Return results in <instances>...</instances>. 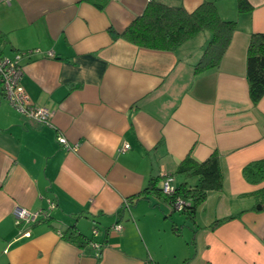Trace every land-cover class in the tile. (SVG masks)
Listing matches in <instances>:
<instances>
[{
    "label": "crops",
    "instance_id": "crops-1",
    "mask_svg": "<svg viewBox=\"0 0 264 264\" xmlns=\"http://www.w3.org/2000/svg\"><path fill=\"white\" fill-rule=\"evenodd\" d=\"M150 1L191 12L207 0L0 1V54L43 52L22 59L21 83L52 110L51 124H38L0 92V264H264V209L253 195L264 181L242 175L264 158V96L254 104L246 78L264 0H247L243 11L237 0H208L236 24L219 66L199 74L208 32L174 50L118 35ZM213 150L222 188L193 218L175 216L162 197L136 195L151 177L162 186L188 154L204 160ZM47 199L50 217L19 236L14 205L37 210Z\"/></svg>",
    "mask_w": 264,
    "mask_h": 264
},
{
    "label": "trees",
    "instance_id": "trees-1",
    "mask_svg": "<svg viewBox=\"0 0 264 264\" xmlns=\"http://www.w3.org/2000/svg\"><path fill=\"white\" fill-rule=\"evenodd\" d=\"M237 5L238 11L249 8L247 0H237ZM235 24V20L221 18L213 1H203L191 12L179 5L171 6L150 1L143 12L118 35L140 47L174 50L200 32H208L210 37L194 66V73L199 74L219 66L230 43ZM246 78L250 99L257 104L264 96V32H253L250 35L246 50ZM170 175L182 176V180L175 185L171 195L165 194L162 186L158 185L159 177H151L147 185L136 195L154 194L162 197L172 211L177 210L174 207L175 200L181 198L186 204L177 211L193 218L208 193L222 188L220 154L213 150L204 160H197L188 154ZM242 175L246 181L254 184L264 181V158L245 164ZM253 195L259 204V210L264 209V188L257 190ZM222 221L223 219L216 220L211 227H216ZM66 233H69L66 235L70 238L74 231L66 230Z\"/></svg>",
    "mask_w": 264,
    "mask_h": 264
},
{
    "label": "built area",
    "instance_id": "built-area-1",
    "mask_svg": "<svg viewBox=\"0 0 264 264\" xmlns=\"http://www.w3.org/2000/svg\"><path fill=\"white\" fill-rule=\"evenodd\" d=\"M42 53L39 48H31L18 51L12 57L0 54V92L12 107L26 118L41 125H50L52 110L46 106L36 104L21 83L24 73L22 59ZM46 55L51 56L52 52L48 51ZM55 139L59 144L69 149L72 148L63 134L57 132ZM128 147L129 145L125 143L121 147V150H126ZM174 189L173 176L170 174L165 175L162 183L163 192L171 195ZM185 204L186 202L183 199L177 198L174 202V207L177 210H181ZM54 207L55 201L52 199H47L46 208L37 210H30L29 208L15 204L12 209V214L14 224L18 228V235L29 236L31 226L43 219L49 218L51 210ZM120 228L121 226L119 224L113 226L115 230H120ZM93 233H96L94 228ZM96 254L99 253L97 252Z\"/></svg>",
    "mask_w": 264,
    "mask_h": 264
},
{
    "label": "rangeland",
    "instance_id": "rangeland-1",
    "mask_svg": "<svg viewBox=\"0 0 264 264\" xmlns=\"http://www.w3.org/2000/svg\"><path fill=\"white\" fill-rule=\"evenodd\" d=\"M174 212H175V214H176L175 216H177L178 214H180L179 211H177V210H175ZM185 232H186V231H185Z\"/></svg>",
    "mask_w": 264,
    "mask_h": 264
}]
</instances>
